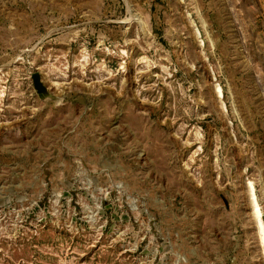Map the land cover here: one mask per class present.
<instances>
[{"label": "rangeland", "instance_id": "obj_1", "mask_svg": "<svg viewBox=\"0 0 264 264\" xmlns=\"http://www.w3.org/2000/svg\"><path fill=\"white\" fill-rule=\"evenodd\" d=\"M249 184L264 0H0V264H264Z\"/></svg>", "mask_w": 264, "mask_h": 264}, {"label": "bare ground", "instance_id": "obj_2", "mask_svg": "<svg viewBox=\"0 0 264 264\" xmlns=\"http://www.w3.org/2000/svg\"><path fill=\"white\" fill-rule=\"evenodd\" d=\"M216 90H217V92L219 94H222V91H221L220 87H218V89H216ZM248 190H249L248 193L251 196V205H252L253 214L256 217V220H255L256 223H257L256 226H257L258 230L261 233L260 234L258 232L260 234L259 236H261L260 239H262L261 241L263 242V246H264V222H263V219H262V212H261L260 204L258 202L256 193H255L254 185L249 184L248 185ZM262 242H261V244H262ZM263 252H264V250H263Z\"/></svg>", "mask_w": 264, "mask_h": 264}, {"label": "water", "instance_id": "obj_3", "mask_svg": "<svg viewBox=\"0 0 264 264\" xmlns=\"http://www.w3.org/2000/svg\"><path fill=\"white\" fill-rule=\"evenodd\" d=\"M31 77H32L34 89L38 93L39 97L43 98L44 96H47L48 95L47 90L43 85V83L40 81L38 73H33Z\"/></svg>", "mask_w": 264, "mask_h": 264}]
</instances>
